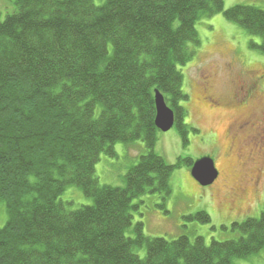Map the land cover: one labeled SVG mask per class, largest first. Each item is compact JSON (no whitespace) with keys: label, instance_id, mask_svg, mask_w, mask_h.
Masks as SVG:
<instances>
[{"label":"trees","instance_id":"obj_1","mask_svg":"<svg viewBox=\"0 0 264 264\" xmlns=\"http://www.w3.org/2000/svg\"><path fill=\"white\" fill-rule=\"evenodd\" d=\"M0 20V264H233L264 248V211L234 222L236 239L206 243L150 237L133 224V200L170 195L181 165L155 150V94H163L186 143L189 99L180 66L201 45L197 21L223 13L261 38L264 8L224 0H14ZM193 46V47H192ZM143 141L146 152L126 186L101 184L96 164L115 144ZM194 161L187 159L192 168ZM78 186L91 204L62 199ZM164 207V204L161 205ZM192 218L210 222L201 211ZM146 248V256L136 253Z\"/></svg>","mask_w":264,"mask_h":264},{"label":"rangeland","instance_id":"obj_2","mask_svg":"<svg viewBox=\"0 0 264 264\" xmlns=\"http://www.w3.org/2000/svg\"><path fill=\"white\" fill-rule=\"evenodd\" d=\"M94 2L102 5L105 0ZM224 2L226 8L237 3L264 8V0ZM15 9L14 0H0V20ZM196 27L201 45L195 48L193 59L180 68L185 76L183 89L189 95V99L183 102L187 109L186 123L200 131H190L188 143L176 126L169 131L158 132L156 152L169 164L183 160L170 178V195L147 193L133 200L136 208L133 210V224L127 230L128 236H134L135 225L142 222L145 234L150 237L174 240L187 235L194 240L196 236H203L210 244L212 240L240 237L232 224L250 217L258 218L264 211V163L261 178L257 179L254 173L260 168L259 164L255 165L256 168L238 164V149L231 148L235 134L241 141L240 138H255L254 134L257 135L259 130L247 127L242 133L236 127L233 129V121L264 112V82L255 84V76H264V53L250 46L251 41L259 44L261 38L250 35L226 19L223 13L201 17ZM249 81L256 89V100L253 106L238 110L232 102L233 92ZM210 97H215L216 101ZM254 146L253 140L243 144L250 158L258 157L253 151ZM115 150V155L101 154L96 174L101 184L125 187L129 168L138 162L146 148L143 141L137 140L130 144L117 142ZM204 156L212 157L219 171L217 180L207 186L193 178L192 168L187 164V159L196 161ZM62 199L71 202V209L93 202L75 185L65 190ZM201 211L210 215V222H200L191 217ZM7 220L6 209L1 207L0 227ZM135 251L141 257L146 256L145 247ZM233 264H264V248L247 258L235 259Z\"/></svg>","mask_w":264,"mask_h":264},{"label":"flooded vegetation","instance_id":"obj_3","mask_svg":"<svg viewBox=\"0 0 264 264\" xmlns=\"http://www.w3.org/2000/svg\"><path fill=\"white\" fill-rule=\"evenodd\" d=\"M255 84H259L260 82H264V76H255ZM253 81V78H252ZM253 82H247L244 86L243 84L237 88L233 92L232 96V102L237 105L238 110H243L245 106H253L254 101L257 97L256 89H253ZM212 101H216L215 97H210ZM236 127L238 131L242 132L247 127L252 128H258L257 135L254 134L255 138L249 137V138H240L241 141H239V136L235 134V139L233 137V142L231 148H237L238 149V157H237V163L249 167H255V165L259 164L260 168L256 169L257 171L254 173L255 178L260 179L261 178V171L263 168L264 163V112L262 114L253 113L250 116L243 117L240 120H234L233 121V129ZM258 135L260 136L259 138ZM253 140L255 143L253 151L258 154V157H251L245 152V148L243 147V144L247 141ZM248 156V157H247Z\"/></svg>","mask_w":264,"mask_h":264},{"label":"water","instance_id":"obj_4","mask_svg":"<svg viewBox=\"0 0 264 264\" xmlns=\"http://www.w3.org/2000/svg\"><path fill=\"white\" fill-rule=\"evenodd\" d=\"M155 102L157 110L155 124L159 130L169 131L175 126V113L159 91H156ZM191 173L193 178L204 186L213 184L219 176L215 160L209 156L194 161Z\"/></svg>","mask_w":264,"mask_h":264}]
</instances>
